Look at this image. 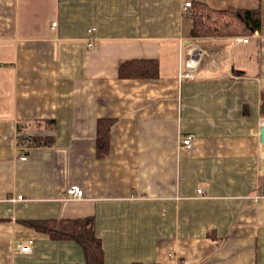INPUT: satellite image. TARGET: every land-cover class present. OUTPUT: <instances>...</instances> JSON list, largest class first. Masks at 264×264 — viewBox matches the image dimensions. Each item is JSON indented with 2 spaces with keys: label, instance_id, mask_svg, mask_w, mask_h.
Here are the masks:
<instances>
[{
  "label": "crops",
  "instance_id": "0c3cea01",
  "mask_svg": "<svg viewBox=\"0 0 264 264\" xmlns=\"http://www.w3.org/2000/svg\"><path fill=\"white\" fill-rule=\"evenodd\" d=\"M185 2L259 11V30L192 37ZM187 43L203 53L179 80ZM133 60L157 76L120 77ZM263 113L264 0H0V264H86L25 224L85 218L103 264H264Z\"/></svg>",
  "mask_w": 264,
  "mask_h": 264
},
{
  "label": "trees",
  "instance_id": "16d2710c",
  "mask_svg": "<svg viewBox=\"0 0 264 264\" xmlns=\"http://www.w3.org/2000/svg\"><path fill=\"white\" fill-rule=\"evenodd\" d=\"M192 37L253 35L260 27V13L252 10H214L204 3H192L190 11ZM120 77L152 78L158 74L156 61L133 60L120 63ZM264 115V113H263ZM107 131L98 130V155L106 147ZM29 227L47 234L53 240H73L83 249L86 264H103V250L94 233L92 218L25 222Z\"/></svg>",
  "mask_w": 264,
  "mask_h": 264
},
{
  "label": "built area",
  "instance_id": "2783aa9c",
  "mask_svg": "<svg viewBox=\"0 0 264 264\" xmlns=\"http://www.w3.org/2000/svg\"><path fill=\"white\" fill-rule=\"evenodd\" d=\"M192 8V3L191 2H185L182 6V10L184 12H190ZM94 29H89L88 33H91ZM243 38H240L239 41H243ZM88 48H90L92 46V42L88 43ZM202 51H195V49L191 46L190 44H185L182 45V51H181V57H180V68H179V72H178V79L182 80H194L196 77V72H195V68L197 66L198 63V59L199 56L202 55ZM180 144L182 147L184 148H190L192 145V138L190 136L185 137L184 139H182V141H180ZM21 160H25V157L22 156L20 157ZM204 190L203 189H198V193H203ZM66 196L69 199H81L83 196V192L82 190L78 187V186H70L69 188H67L66 190ZM264 196V192L261 191V193L259 194V196H256V198H260ZM16 199L18 200H22L23 197L22 196H17ZM30 247L28 246H24L21 243L16 244L15 246V252L16 253H29L30 252Z\"/></svg>",
  "mask_w": 264,
  "mask_h": 264
},
{
  "label": "water",
  "instance_id": "95a60500",
  "mask_svg": "<svg viewBox=\"0 0 264 264\" xmlns=\"http://www.w3.org/2000/svg\"><path fill=\"white\" fill-rule=\"evenodd\" d=\"M260 142L264 145V126L260 129Z\"/></svg>",
  "mask_w": 264,
  "mask_h": 264
}]
</instances>
